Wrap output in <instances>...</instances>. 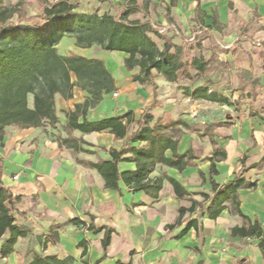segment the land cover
I'll return each mask as SVG.
<instances>
[{
  "label": "crops",
  "instance_id": "obj_1",
  "mask_svg": "<svg viewBox=\"0 0 264 264\" xmlns=\"http://www.w3.org/2000/svg\"><path fill=\"white\" fill-rule=\"evenodd\" d=\"M126 1L87 0L96 8L108 5L105 13L112 8L110 2L117 6L113 8L117 10L120 6L123 8ZM152 1L154 5L147 20L154 28L155 24L149 17L153 8L162 7L164 15L161 17L169 30L179 29L189 35L203 28L211 32L217 42L219 36L223 43L228 44L221 45L226 50L224 60L231 63L234 54L241 58L244 85L240 94L251 105L242 118L209 131L213 144L208 137L207 141H202L203 132H189L179 126L182 135L179 136L177 152L183 155L191 151L195 157L194 165L180 171L158 164L150 179H163V187L159 198L154 199L143 191L131 190L123 182H120L119 190L106 188L100 173L89 166L100 159L110 160L109 150L120 151L126 138L117 139L108 131L90 134L74 131L72 135L78 141L77 146L84 151L75 152L61 145L59 137L67 138L69 135L65 128L66 115L75 110V105L84 104L87 95L79 88H75L69 100L56 95L57 116L61 121L58 128L19 129L11 126L6 129L0 146L1 179L13 195L21 199L18 209L23 215H16V224L27 232L25 238L18 240L14 253L0 260V264H28L38 254L56 256L61 260L71 257L74 264H264L259 240L231 236L232 229L242 227L245 222L231 212L229 203L216 220L199 217V208L182 217L179 214V209L190 208L192 201L208 205L211 200L205 201L203 194L212 198V181L223 185L233 180L245 157L247 167L257 163L262 165L245 175L248 181L257 182L258 186L239 191L240 210L252 222L258 221L264 230V49L253 47L250 41L236 44L239 35H249L254 39L264 37V0ZM214 19L218 20L221 29L214 26ZM173 41L183 46L174 38ZM69 45L75 47V41L69 39ZM214 48L212 45L211 50ZM200 49L202 51L201 46ZM256 53L262 57L260 65L252 60ZM97 59L103 60L113 74L116 89L106 95L97 107L89 110L86 116L89 122L122 116L129 111L134 112L136 120L147 112L154 116L153 123L158 120L165 123L179 121L180 108L174 105L177 84L166 81L155 72L153 81L156 88L134 82L132 76L138 70L128 71L121 53H111L107 60L102 55ZM219 61H223L221 57ZM206 62L210 64L209 60ZM249 68L254 69L253 73L257 72V77L251 76ZM251 86L261 88L257 96L249 91ZM199 87H203V83H196L191 92ZM223 90L215 93L230 99L227 91ZM115 93L117 97H114ZM184 98L190 99L189 96ZM252 104L254 108L257 104L260 111H254ZM83 120L80 115L79 122ZM186 123L189 124L188 121ZM137 128L132 124L129 133ZM81 140L87 144H81ZM172 154L168 150L166 157L170 158ZM212 162L216 175L210 173ZM135 168L134 163L119 164L120 172ZM200 173L204 174L205 181ZM168 178L178 181L189 195L178 198ZM135 209L141 213H135ZM73 219H80L85 226L67 224ZM193 219H198V227L179 237ZM90 225L114 231L106 252L102 246L105 231L96 234L88 230ZM57 226L63 227L55 230L59 235V242L55 244L48 241V237L51 229ZM5 238L0 239V248Z\"/></svg>",
  "mask_w": 264,
  "mask_h": 264
},
{
  "label": "trees",
  "instance_id": "obj_2",
  "mask_svg": "<svg viewBox=\"0 0 264 264\" xmlns=\"http://www.w3.org/2000/svg\"><path fill=\"white\" fill-rule=\"evenodd\" d=\"M34 1L38 6V15L29 16L23 9L26 6L25 0H19L17 5L0 0V146L3 145L6 129L11 126L19 129L45 126L58 128L61 121L57 116L56 95L69 100L75 88H79L86 93L87 100L84 104L75 105V110L66 115L65 128L69 135L67 138L59 137L61 145L75 152L84 151L77 146L78 141L72 135L74 131L83 134L108 131L117 139L126 138L125 146L120 151L109 150L110 160L100 159L89 166L100 173L108 189L119 190V184L123 182L135 192L143 191L158 199L163 179H150L152 170L158 164L180 171L194 165L195 157L191 151L183 155L177 152L179 136L182 135L178 127L188 125L184 121L165 123L158 120L153 123L154 116L147 112L136 120L133 111L89 122L86 119L89 110L97 107L106 95L115 91L116 80L103 60L76 53L61 54L59 46L65 38H69L75 41V47L80 50L89 51L100 47L103 52L121 53L125 57V68L128 71L138 70L132 76L133 81L155 88L154 72L166 81L178 84L181 78L193 79L191 69L197 71V76L204 75L209 62L200 56L187 63L184 47L176 45L173 38L163 37L148 20L142 22L132 19L137 14L149 16L154 5L152 0H127L122 10H118L115 15L110 12L102 15L98 11L79 12V1ZM110 3L112 8H117L113 2ZM15 16L17 20H14ZM214 26L221 29L217 19H214ZM152 36L163 41L162 48ZM185 94L197 101L231 105L228 98L207 87L196 88L193 92L187 88ZM80 115L84 118L82 123L79 122ZM132 124L138 128L129 133ZM80 143L87 144L82 140ZM168 150L173 153L170 158L166 157ZM120 163H134L136 168L120 172ZM261 165L257 163L249 169H259ZM249 169L243 165L240 173L223 185L212 181V198L203 194L205 201L210 199V203L206 205L192 201L191 207L180 208L179 214L182 217L199 208V217L216 220L229 203L231 212L245 222L242 227L233 228L231 236L259 240L258 246L264 257V230L261 224L258 221L252 222L240 210L239 191L256 189L258 186L257 182L248 181L244 177ZM210 173L217 174L214 162ZM200 174L205 181L204 174ZM1 175L0 170V239L6 237L0 248V260H3L14 253L18 240L25 238L27 232L16 224V215H23L18 209L21 199L3 184ZM168 180L178 198L189 195L178 181L172 178ZM67 224L85 226L80 219L70 220ZM62 227L51 229L48 241L58 243L59 235L55 230ZM197 227L198 219L191 220L179 237ZM88 230L96 234L105 231L102 246L106 252L114 231L107 227L95 228L93 225ZM28 264H74V259L69 257L61 260L56 256L38 254Z\"/></svg>",
  "mask_w": 264,
  "mask_h": 264
},
{
  "label": "rangeland",
  "instance_id": "obj_3",
  "mask_svg": "<svg viewBox=\"0 0 264 264\" xmlns=\"http://www.w3.org/2000/svg\"><path fill=\"white\" fill-rule=\"evenodd\" d=\"M12 5H16L19 0H7ZM80 2L79 12H91L97 11L100 15L104 14L106 11V7L108 5H99L98 8L92 6V3L87 2V0H77ZM26 6L23 8L27 15L29 16H36L38 15V6L34 0H25ZM98 5V3L96 4ZM119 11L122 10V6L118 7ZM117 10L111 8L109 12L113 15L116 14ZM160 13V14H159ZM162 15H164V10L162 7L153 8V12L149 19L155 24V29L159 31V33L166 38L173 37L176 43H181L185 49V61L190 63L194 57H199L201 54L204 55L206 60L210 61V66L208 67L206 73L201 76H197L196 70H190L193 76L192 80H188L186 78H181L180 82L175 86L176 87V94H174V105L175 108H180L179 112L181 113L177 119L179 121L186 123L188 127H185L186 131L192 132L193 130H199L203 132L204 136L201 135L202 141H207V137L209 138L210 142L213 144V137L210 134V130L213 131L215 128L219 127L220 125L225 124V122L236 121L241 116L245 115V110L247 107L251 105L247 99H242L240 92L243 90L242 86L244 82L242 81V67L243 63L241 58H237L236 54H234V60L231 63L225 62V54L226 50L221 48V45H228L223 43V39L218 38V42L212 36L213 34L209 31H206L203 28H198L196 32H193L189 35L183 34L179 29L169 30L167 24L162 20ZM132 19H137L140 21H146L148 18L144 17L142 14H137L132 17ZM161 19V20H160ZM14 20H17V16H15ZM245 36V37H242ZM153 39L158 43V45L162 48L163 41L158 39L155 36H152ZM239 40L236 44L244 41L252 42L253 47H257L255 45V41L252 36L249 35H239ZM202 47V51H200V46ZM212 45L215 46L214 50L212 51ZM259 48V47H257ZM264 49V48H260ZM59 51L61 54H69V53H76L79 55L86 56L88 58H98L101 55L107 60L111 53L103 52L100 47H95L90 51H84L77 49L76 47L69 45V38H65L62 41V44L59 46ZM221 55V56H219ZM251 56V55H250ZM223 60L222 62L219 59ZM244 60H246V56H244ZM256 65H260L262 61V57L259 56L257 53L254 54L252 59ZM252 70V68H249ZM254 69L251 72V76L257 77V72L253 73ZM247 80V79H246ZM203 83V87H207L212 92L225 90L230 97V103L232 107H226L221 104L210 103L206 101H197L191 97L190 99L184 98L188 95L185 94V90L187 88L192 89L195 87L196 83ZM253 86V85H252ZM251 86V87H252ZM249 88V91L257 93L261 90L260 87H252ZM223 90V91H224ZM167 91V90H166ZM245 92V90H244ZM221 93V92H220ZM221 95V94H220ZM184 96V97H183ZM223 96V95H222ZM185 101V102H182ZM30 102L32 104V97L30 98ZM258 105L256 104L255 108L252 104V108L256 112L258 110ZM183 113V114H182ZM183 119V120H182ZM204 138V139H203ZM244 159V164H243ZM246 158H242V167L245 166L246 169L250 167L246 166ZM241 167V169H242ZM241 169L239 170L238 174L240 173ZM252 169H249L245 175ZM237 174V175H238ZM246 178V177H245Z\"/></svg>",
  "mask_w": 264,
  "mask_h": 264
},
{
  "label": "built area",
  "instance_id": "obj_4",
  "mask_svg": "<svg viewBox=\"0 0 264 264\" xmlns=\"http://www.w3.org/2000/svg\"><path fill=\"white\" fill-rule=\"evenodd\" d=\"M255 45L259 48H264V37L257 38V40L255 41ZM114 97H117V93L114 94ZM14 179L17 180L18 177H15ZM135 213L140 214L141 211L135 209Z\"/></svg>",
  "mask_w": 264,
  "mask_h": 264
}]
</instances>
